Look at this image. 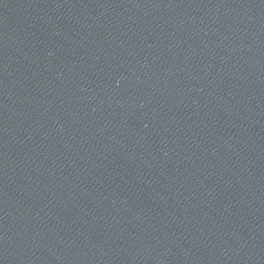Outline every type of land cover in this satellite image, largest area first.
Segmentation results:
<instances>
[{"label": "water", "instance_id": "obj_1", "mask_svg": "<svg viewBox=\"0 0 264 264\" xmlns=\"http://www.w3.org/2000/svg\"><path fill=\"white\" fill-rule=\"evenodd\" d=\"M0 264H264V0H0Z\"/></svg>", "mask_w": 264, "mask_h": 264}]
</instances>
